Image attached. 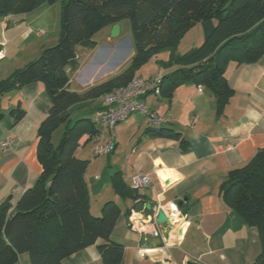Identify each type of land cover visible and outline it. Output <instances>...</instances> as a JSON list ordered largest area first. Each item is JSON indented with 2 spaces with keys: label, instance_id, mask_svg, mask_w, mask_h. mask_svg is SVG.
I'll use <instances>...</instances> for the list:
<instances>
[{
  "label": "trees",
  "instance_id": "16d2710c",
  "mask_svg": "<svg viewBox=\"0 0 264 264\" xmlns=\"http://www.w3.org/2000/svg\"><path fill=\"white\" fill-rule=\"evenodd\" d=\"M57 1L62 2L57 44L0 81V101L15 90L42 83L51 102L38 130L42 173L14 208L8 201L0 206V264H17L22 254H28L31 264H63L93 245L98 246L103 264H121L125 248L112 234L123 211L109 201L101 216L91 213L85 178L89 161L76 155L83 137L101 136L93 115L103 106L94 104L139 78L138 72L153 58L168 53L167 61H157L165 70L159 98L172 100L183 85L204 86L214 94L217 114L222 115L235 95L225 77L230 63L241 66L264 57V0H0V19L26 15ZM124 20L130 21L135 46L129 66L84 92L72 91L71 79L82 67L77 48L96 49L94 34ZM198 24L203 28V42L179 53L184 37ZM11 114L19 121L25 111ZM3 117L0 104V120ZM59 128L63 134L55 145L53 135ZM145 134L186 147L182 134L172 128L148 127ZM111 187L128 198L129 186L121 173L112 177ZM133 192L134 209H143L140 195ZM220 194L247 226L258 230L262 250L254 264H264V148L249 163L228 173ZM131 213L128 210L124 216L129 218Z\"/></svg>",
  "mask_w": 264,
  "mask_h": 264
},
{
  "label": "crops",
  "instance_id": "0c3cea01",
  "mask_svg": "<svg viewBox=\"0 0 264 264\" xmlns=\"http://www.w3.org/2000/svg\"><path fill=\"white\" fill-rule=\"evenodd\" d=\"M37 12L0 19V81L39 59L44 49L57 44L58 34L37 36L33 27L39 25V20H31ZM111 30L109 27V42L113 39ZM201 41L195 40L192 47L200 45ZM83 48L89 52L88 60L81 63V69L72 77L71 90L82 68L90 64L99 49ZM77 59L80 61L81 57L77 55ZM167 60L168 53L164 54V59H159ZM155 65L149 76L140 75V71L137 76L163 75L165 70L157 61ZM225 77L235 95L222 115L217 114L214 94L204 86L202 92L194 84L180 86L170 101L155 96L143 99L150 110L168 119L160 128H172L182 134L185 148L179 141L146 135L148 127L139 113L123 122V140L121 137L117 140L115 133L116 148L111 155L96 157L93 152L97 144L111 140L110 132L108 138L104 134L109 130L100 127L103 139L88 136L81 139L76 155L89 161L85 178L91 195V213L101 216L109 201L123 211L112 234L125 248L121 264H254L259 257L262 245L258 230L247 226L226 205L220 186L231 170L243 167L264 148V57L259 62L241 66L230 63ZM95 85L98 84L91 86ZM0 102L4 115L0 120V140L11 138L15 142L12 151L0 155V206L8 201L14 208L42 173L37 156L38 130L48 116L51 102L42 83L15 90ZM102 106V99L94 104V107ZM18 109L25 111V116L16 121L11 113ZM119 149L123 151V165L119 163L122 153ZM105 157L111 160L112 164L108 162L110 171L98 162ZM160 171L161 175L165 172L164 177ZM116 173H121L129 188L135 175L151 177L152 185L137 191L145 208L151 204V211L134 209L133 199L114 193L111 180ZM185 199L187 201L178 206ZM173 204L188 216L179 244L171 242L173 233L168 226L161 227L159 236L140 235L130 229L129 219L124 216L131 210L138 213L140 221L156 223L158 212L163 210L169 215ZM17 264H31L28 254H22ZM63 264H103V261L98 246L93 245L69 256Z\"/></svg>",
  "mask_w": 264,
  "mask_h": 264
},
{
  "label": "built area",
  "instance_id": "2783aa9c",
  "mask_svg": "<svg viewBox=\"0 0 264 264\" xmlns=\"http://www.w3.org/2000/svg\"><path fill=\"white\" fill-rule=\"evenodd\" d=\"M43 31H38L37 36L42 37ZM0 57L2 54L0 52ZM162 75L153 78L139 77L134 79L126 87L117 88L106 94L102 98L103 107L94 121L102 128L109 130L111 140L105 144H97L93 150L96 157L108 156L115 151V128L118 124L128 120L133 114L139 113L144 116L147 127H160L167 124L166 117H160L150 110L142 101L149 96L160 97V85ZM198 91H203V86H198ZM99 139H103L101 135ZM15 142L11 138L0 140V155L13 150ZM131 189L140 191L152 185V179L149 175H135L131 178ZM146 208L143 207V212ZM173 227L169 228L173 233L170 240L173 244H179L182 237V230L188 224V216L177 205H171L169 215L165 214ZM157 217V213L155 214ZM129 219L130 229L140 235H161V227L164 225L138 219V213L132 211ZM157 221V220H156ZM171 233V234H172ZM170 242V241H169Z\"/></svg>",
  "mask_w": 264,
  "mask_h": 264
},
{
  "label": "rangeland",
  "instance_id": "374dc122",
  "mask_svg": "<svg viewBox=\"0 0 264 264\" xmlns=\"http://www.w3.org/2000/svg\"><path fill=\"white\" fill-rule=\"evenodd\" d=\"M61 8L62 2L57 1L52 5L44 6L38 10V12L31 18V20H39V25L37 27H33L34 31H43L44 34L47 33V35L52 37L55 34L60 35ZM120 27L121 35L117 39H111V42H109L107 38L109 27L104 28L103 30L94 34L93 41L97 43L99 49L91 60L90 64L82 68L81 73L78 77H76V80L72 85V90H76L79 93L84 92L91 88L93 83L96 82V84H100L104 80H108L110 78L109 76L118 75L129 66V63L135 54V46L130 21L124 20L121 22ZM195 40H198V42L202 40L201 43L204 40L203 28L200 24L194 26L193 29L184 37L181 46L179 47V53L185 54L189 52L193 48L192 42ZM77 52L81 57L80 62L85 63L88 60L89 52H86L82 46L77 48ZM164 54L165 53L153 58L149 62V66H147V68H142L139 74H145V76H149V74L155 70V68L152 67L156 66V61H159V59H164ZM115 133L117 140H119L120 137L123 140V122L116 126ZM62 134L63 128H59L53 135V143L55 145L59 143ZM104 134L106 138L109 137V131L108 133L105 131ZM120 151L122 150L119 149L118 152ZM120 155L119 163L123 165V151ZM98 162L105 164L107 169L109 171L111 170L108 166V162L111 163L110 159L106 157L102 159L99 158Z\"/></svg>",
  "mask_w": 264,
  "mask_h": 264
},
{
  "label": "water",
  "instance_id": "95a60500",
  "mask_svg": "<svg viewBox=\"0 0 264 264\" xmlns=\"http://www.w3.org/2000/svg\"><path fill=\"white\" fill-rule=\"evenodd\" d=\"M121 35V27H120V25H114L113 27H112V30H111V37L113 38V39H117L119 36ZM166 184H167V182H166ZM125 194L129 197V198H131V199H134L135 197H136V195L133 193V190L131 189V188H129V189H127L126 190V192H125ZM187 201V199H185V200H183V201H180L179 203H178V206H182L183 204H184V202H186ZM151 204H148L147 206H146V209L148 210V211H151ZM157 222H158V224H160V225H166V226H168L169 228H172L173 227V225H172V223L169 221V219L166 217V215H165V213L163 212V210H160L159 212H158V218H157ZM188 264H197V263H192V262H189Z\"/></svg>",
  "mask_w": 264,
  "mask_h": 264
},
{
  "label": "bare ground",
  "instance_id": "6f19581e",
  "mask_svg": "<svg viewBox=\"0 0 264 264\" xmlns=\"http://www.w3.org/2000/svg\"><path fill=\"white\" fill-rule=\"evenodd\" d=\"M160 175H161V171H160V173H159ZM164 175H165V172H164V174L163 175H161L162 177H164Z\"/></svg>",
  "mask_w": 264,
  "mask_h": 264
}]
</instances>
